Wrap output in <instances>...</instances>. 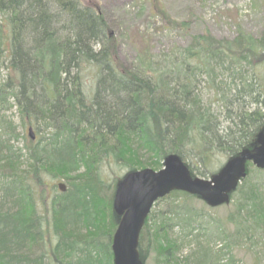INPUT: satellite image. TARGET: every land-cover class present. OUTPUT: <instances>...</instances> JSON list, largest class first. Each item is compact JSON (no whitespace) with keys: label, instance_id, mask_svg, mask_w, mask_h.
Wrapping results in <instances>:
<instances>
[{"label":"trees","instance_id":"trees-1","mask_svg":"<svg viewBox=\"0 0 264 264\" xmlns=\"http://www.w3.org/2000/svg\"><path fill=\"white\" fill-rule=\"evenodd\" d=\"M91 1L0 0V107L9 103L20 128L38 135L14 152L1 137L16 127L0 117V264H112L111 205L124 174L158 171L176 156L192 177L209 179L220 157L252 149L264 128V30L194 36L159 57L141 47L121 64ZM150 5L162 31L188 32L160 0ZM112 168L124 174L108 182ZM43 176L65 181V192ZM195 201L173 192L154 204L139 236L143 264H236L237 246L264 263V171L247 165L224 223ZM213 240L224 247L211 248Z\"/></svg>","mask_w":264,"mask_h":264},{"label":"rangeland","instance_id":"rangeland-1","mask_svg":"<svg viewBox=\"0 0 264 264\" xmlns=\"http://www.w3.org/2000/svg\"><path fill=\"white\" fill-rule=\"evenodd\" d=\"M89 1L84 0L85 3ZM92 1L99 5L105 21L114 33L117 41V60L121 64L133 60L137 50L141 47H148L154 56L159 57L172 47H187L194 36L208 34L210 37L219 40L231 38L237 28L254 36L260 35L264 30V0H160V4L171 21L190 24L187 33L177 30H172V32L162 31L161 20L153 16L151 11V0ZM92 1L90 4H92ZM258 70L264 88V64ZM6 74L5 63H0V85L6 79ZM263 88L261 89L264 92ZM201 98H203L204 104L212 103V107L216 104L212 94L206 90H202ZM0 117H3L5 121L11 122L12 126L16 127L15 137H11L10 133L5 132L4 137H1V141L3 143L6 141L14 152L23 150L27 133L26 130L20 128L15 108H0ZM35 136L38 137L37 134ZM21 154H24V151H21ZM218 160L215 165V171H218L225 161L222 157ZM111 170L105 171L108 176V182L113 176L118 174L122 176L124 174V172H119L114 168ZM193 175L195 178L201 179L195 173ZM43 178L48 188L50 184L56 189L58 185L66 186L65 181L52 180L46 176H43ZM203 179L208 180L207 177ZM192 205L198 209L202 207L207 218L221 223H224L225 216L229 211L228 206L209 210L200 202L195 201ZM163 208L164 205L161 204L157 205L155 210H163ZM113 217L117 219L115 215ZM213 242L210 245L211 248L224 247L222 241L213 240ZM235 248H238V251H232V253L234 252L236 264H252L250 259H252L253 251L247 252L245 247L237 246ZM191 249H193L192 246L185 247L180 255H183L182 257L188 255ZM146 261V264L151 263L149 259ZM220 264H225V262L222 261Z\"/></svg>","mask_w":264,"mask_h":264},{"label":"water","instance_id":"water-1","mask_svg":"<svg viewBox=\"0 0 264 264\" xmlns=\"http://www.w3.org/2000/svg\"><path fill=\"white\" fill-rule=\"evenodd\" d=\"M31 132V130H29ZM264 170V128L254 147L228 159L209 181L191 178L176 156L164 159L161 170L127 173L115 187L112 212L118 218L111 240L112 264H142L138 252L140 230L153 204L171 192L197 197L209 208L226 205L229 195L246 176V165ZM62 191V187H59Z\"/></svg>","mask_w":264,"mask_h":264},{"label":"bare ground","instance_id":"bare-ground-1","mask_svg":"<svg viewBox=\"0 0 264 264\" xmlns=\"http://www.w3.org/2000/svg\"><path fill=\"white\" fill-rule=\"evenodd\" d=\"M9 103L7 104H5L4 106H1L0 108H5V107H9ZM29 130H31V132H29ZM26 133H27V137H29L30 138V140L31 141H35V139H36V136H35V132H34V130L32 129V128H28L27 130H26ZM41 132H39V135H42V133L40 134ZM61 143V139L59 138V140H58V144H60ZM57 144V145H58ZM24 146H25V141H24ZM23 146V150L21 149V150H18V152H20L21 153V151H24V147ZM25 152V151H24ZM236 157V156H235ZM234 157V158H235ZM218 172L216 171V173L215 174H213L211 177H210V179L213 177V176H215L216 174H217ZM59 187H62V191L60 190V188ZM57 190L59 191V192H65V186L64 185H58V187H57ZM153 209V206H152V208H151V210ZM150 210V211H151Z\"/></svg>","mask_w":264,"mask_h":264}]
</instances>
